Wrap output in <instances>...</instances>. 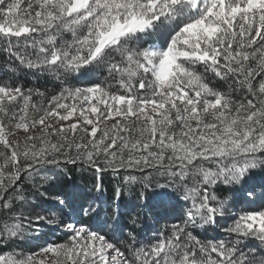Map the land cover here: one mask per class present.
Instances as JSON below:
<instances>
[{"label": "snow or ice", "instance_id": "1", "mask_svg": "<svg viewBox=\"0 0 264 264\" xmlns=\"http://www.w3.org/2000/svg\"><path fill=\"white\" fill-rule=\"evenodd\" d=\"M0 52V264H264V0H0Z\"/></svg>", "mask_w": 264, "mask_h": 264}, {"label": "trees", "instance_id": "2", "mask_svg": "<svg viewBox=\"0 0 264 264\" xmlns=\"http://www.w3.org/2000/svg\"><path fill=\"white\" fill-rule=\"evenodd\" d=\"M5 70H6L5 56L2 52H0V77H2L5 74ZM16 78L19 80V82L23 83L27 87L39 88L42 91L47 89L49 92H52L56 89V81L53 80L51 76L39 75V74L34 75L33 73L29 71L20 70ZM217 86H220V82H217ZM69 168H72V166H69ZM70 175H72V180L70 181V183H72L74 187L80 188V189H83L84 185H87L90 187V184H91V173L90 172H81L77 168L73 170L70 173ZM110 181L111 183H115V181L111 180L110 176H105L104 182H105L106 187L110 186ZM246 181L247 182H242L232 187L234 200L237 206H239L238 204L239 199L248 197L247 193L248 191L252 190L253 185L255 186V189L261 188L260 185L264 184V172H261L258 170L256 173L252 175L251 180L246 179ZM262 190H263L262 192L257 193V194L264 193V189ZM92 195H97V194L92 193ZM111 196H112L111 191L104 193L105 200L110 199ZM121 199L125 204H127L128 202L134 199V195L129 196L127 193H125V195H123ZM173 201L178 202V197L170 189L154 188V189L148 190L145 193V199L142 202L145 205V213L147 216L153 217V219L146 220L144 224L142 225V232H141L142 237L145 234L148 236H151L158 227L162 226L164 223L170 222V219L173 215L172 208H171V202ZM156 217L159 218L158 224L155 222ZM102 219L103 218H101V220ZM93 224L100 225L101 221L94 220ZM126 224H127V216H124L121 220V226L124 227V225ZM45 229L46 227L43 230ZM47 231L48 230H46L45 232ZM51 231H54V230L52 229ZM127 231H128V228L124 227V232L120 235H126ZM45 232L42 233L43 235H41L39 239L36 240V244L39 243L40 238L45 239L47 237ZM207 235L209 236V238H211L212 236H220L218 234V230L215 232L209 231ZM55 236H56V239H59V238H62L63 235L58 234ZM35 247L36 245L32 246V248L34 249Z\"/></svg>", "mask_w": 264, "mask_h": 264}, {"label": "rangeland", "instance_id": "3", "mask_svg": "<svg viewBox=\"0 0 264 264\" xmlns=\"http://www.w3.org/2000/svg\"><path fill=\"white\" fill-rule=\"evenodd\" d=\"M246 179H248V178H245V180ZM242 183V182H241ZM252 187V186H251ZM253 187H254V185H253ZM256 190V193H260V192H262L263 190L261 189V188H256L255 189ZM238 204H239V206H237V207H246L247 205H248V197L246 198V197H244L243 199H239V202H238ZM46 230H48L47 232H45ZM52 229H49V228H47L46 227V229L45 230H43L42 232H41V235H43L42 233H44L45 232V234H46V238L44 239H42V238H40V240H39V243L38 244H42V243H44V241H46V240H56V236L55 235H58V234H62L63 235V232H59V230H57V231H51ZM44 234V235H45ZM218 234L219 235H222L220 232H219V230H218ZM40 235V236H41ZM37 239H39V238H37ZM36 239V240H37ZM36 240L34 241V243H33V245H35L36 244ZM33 245H31L30 247L25 243L24 245H22V247H24L25 248V250L27 251V250H34V248H32V246Z\"/></svg>", "mask_w": 264, "mask_h": 264}]
</instances>
